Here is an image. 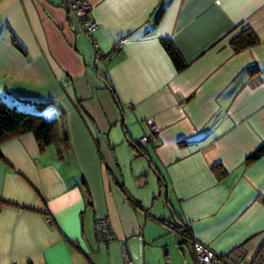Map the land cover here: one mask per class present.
<instances>
[{"label": "crops", "instance_id": "0c3cea01", "mask_svg": "<svg viewBox=\"0 0 264 264\" xmlns=\"http://www.w3.org/2000/svg\"><path fill=\"white\" fill-rule=\"evenodd\" d=\"M88 1L89 37L60 0H0V97L68 137L44 149L30 133L0 144V264H123L122 244L142 264L147 225L175 233L178 222L219 255L241 246L253 258L264 244V153L246 158L264 145V0ZM245 27L259 43L235 52ZM151 134L147 160L126 137ZM152 177L158 199L147 198ZM100 217L110 242L95 237ZM136 240L140 254L127 248ZM189 243L176 252L192 256Z\"/></svg>", "mask_w": 264, "mask_h": 264}, {"label": "trees", "instance_id": "16d2710c", "mask_svg": "<svg viewBox=\"0 0 264 264\" xmlns=\"http://www.w3.org/2000/svg\"><path fill=\"white\" fill-rule=\"evenodd\" d=\"M162 43L167 53L169 54L175 68L177 70L184 69L187 66V63L179 54L177 49L172 45V43H170V41L167 39H162ZM258 43H259L258 37L248 27L241 29L230 40V44L235 52H239L246 48L255 46ZM103 78L105 81V88L111 93L115 102L118 103L117 97L114 94V90L111 84L107 81L105 77ZM34 104L37 108L42 109L47 105H49L50 102L43 101V102H36ZM124 132L126 131L124 130ZM26 133H30L34 136L36 142L38 143V146L41 149H44L45 147L51 144H62V143L67 144L68 142V137L66 133L65 132L62 134L59 133L56 119H50V120L45 119L40 114L19 109L13 104L6 103L0 97V144L12 137L20 136ZM126 140L128 141V144L132 147V149L136 152L137 155L139 156L142 155L143 157L147 158V154L145 153L142 147V145L145 143H141L140 140L133 141L129 137H126ZM155 140H156V136L154 140L148 142H153ZM263 153H264V145H262L253 153L248 155L246 161L247 162L254 161ZM148 164L153 169V166L150 163ZM212 170L219 176H222L225 173V171L221 169V167L218 165L213 166ZM160 182H161V178L158 176V183ZM119 186L121 187V189L123 188L122 185ZM130 200L132 205L141 208V206L138 204L136 200H133L132 198H130ZM0 202L8 204V202H4L2 200H0ZM160 222L165 223L164 220H160ZM169 226L172 230L179 233V235L182 237L180 243H188L191 240V247H192L193 239L191 237L190 229L188 228V226H186L181 222L171 223V225Z\"/></svg>", "mask_w": 264, "mask_h": 264}, {"label": "built area", "instance_id": "2783aa9c", "mask_svg": "<svg viewBox=\"0 0 264 264\" xmlns=\"http://www.w3.org/2000/svg\"><path fill=\"white\" fill-rule=\"evenodd\" d=\"M61 6L74 17L79 31L86 36H90L91 31L97 26V22L90 17L91 5L88 0H60ZM122 41L116 43V49ZM152 127V122H148ZM155 139L154 135H144L140 139L141 143H146ZM94 233L99 243H107L115 237L112 232L110 221L107 217L97 218L94 222ZM123 264H134L122 244ZM192 254L195 264H264V245L258 250L253 258H249L243 247L238 246L224 255L215 253L204 243L193 240Z\"/></svg>", "mask_w": 264, "mask_h": 264}, {"label": "rangeland", "instance_id": "374dc122", "mask_svg": "<svg viewBox=\"0 0 264 264\" xmlns=\"http://www.w3.org/2000/svg\"><path fill=\"white\" fill-rule=\"evenodd\" d=\"M153 180H149L148 181V185H146V189L148 190L150 188L153 189L154 193H152L151 195H148V197H152L155 196L157 199L159 198V191L157 189V183H156V179L152 177ZM146 179L142 177V182H144ZM134 181L131 180L130 183H133ZM136 184V183H135ZM139 190V189H137ZM143 190V191H145ZM132 192H134L133 194H136L135 189H132ZM140 195V194H137ZM141 199H142V195H140ZM164 195L162 194L161 199L157 205V207H159V205H161V201L162 203H164ZM136 198V197H135ZM165 205V204H164ZM159 212L161 213H156V214H160L158 216H162V213H164V218L166 220H171V215L167 213V210H160ZM153 226H149L147 225L146 229H145V233H146V238L148 242V247L146 250V255H140L138 256L139 258H141L142 264H183V262H185V260H187L188 264H193V260H192V256L191 255H179L180 252H176L179 249L178 243L182 240V237L179 235V233H171L168 232L167 229L165 230V228H160V226H157L156 224H152ZM161 229V230H159ZM164 231H163V230ZM160 232V234H158ZM158 235H160V238H157ZM157 238V239H156ZM153 239H156L155 241H152ZM137 241V240H136ZM134 241V243H130L128 245V251L133 252L134 249H136V245L135 247L133 246V244L137 243L139 244L137 246V254H140V250L143 244L142 240H138L137 242ZM187 245H190V243L188 242ZM182 246V249L184 248V250H188L189 251V247H185V245H180ZM134 248V249H133ZM169 253L170 255H167V258L163 255V253L165 252ZM130 252V253H131ZM134 253V252H133ZM175 253H178V255H175Z\"/></svg>", "mask_w": 264, "mask_h": 264}]
</instances>
